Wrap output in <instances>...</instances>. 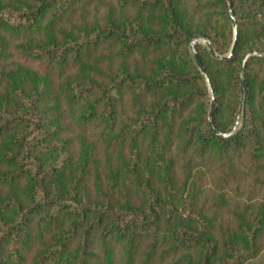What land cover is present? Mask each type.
Returning a JSON list of instances; mask_svg holds the SVG:
<instances>
[{
    "label": "trees",
    "instance_id": "1",
    "mask_svg": "<svg viewBox=\"0 0 264 264\" xmlns=\"http://www.w3.org/2000/svg\"><path fill=\"white\" fill-rule=\"evenodd\" d=\"M97 1L0 0V264H264L239 191L264 190V59L221 137L188 43L228 51L227 1ZM231 2V56L195 47L222 133L264 44V0Z\"/></svg>",
    "mask_w": 264,
    "mask_h": 264
},
{
    "label": "rangeland",
    "instance_id": "2",
    "mask_svg": "<svg viewBox=\"0 0 264 264\" xmlns=\"http://www.w3.org/2000/svg\"><path fill=\"white\" fill-rule=\"evenodd\" d=\"M86 1V0H85ZM107 4V5H116L117 2L116 0H101L100 2H94V3H88V11L90 13H93L91 11L92 7L95 5L96 6H99L100 4ZM228 5V4H227ZM95 9V8H94ZM102 12L106 11V7L104 6L103 8H100ZM93 16L90 14L89 17H87V19H89L90 21L92 20ZM231 31H232V38H231V44L229 46V49L228 51L224 54V55H227L229 50H230V47L232 45V41H233V28H232V25H231ZM198 38H203V37H198ZM196 39V38H194ZM207 39V38H206ZM193 40V39H192ZM191 40V41H192ZM209 40V39H208ZM191 41L188 43V51H189V54L194 57V53L193 51L190 49V43ZM196 46H201L202 48L205 49V46L204 44H198ZM195 46V47H196ZM194 47V50L196 52V49ZM214 48V47H213ZM206 50V49H205ZM207 52V50H206ZM208 53V52H207ZM217 53V52H216ZM209 54V53H208ZM210 55V54H209ZM220 55V54H219ZM211 56V55H210ZM213 58V57H212ZM251 58H262L264 59V44H260V47L259 49H255V50H252L248 53H246L242 59V62H241V65H240V71H239V100H238V105L236 106V119H235V122H234V125H233V128L229 131V132H226L227 134H230V133H234L236 131H238L240 128H242L243 124H244V121H245V111H244V100H245V86H244V82H245V69H246V65H247V62L251 59ZM215 59V58H213ZM217 60V59H215ZM243 66V71L241 73V68ZM198 69V67H197ZM199 71V70H198ZM249 72L251 73V75L257 77L259 80L260 79H263L264 78V63H259L253 67H251L249 69ZM200 74V72H199ZM201 75V74H200ZM207 75V74H206ZM208 77V76H207ZM203 78V77H202ZM204 80V79H203ZM205 82V81H204ZM206 86H207V89H208V94H209V97H210V101H211V98H212V95L210 93V89H209V86L207 85V83L205 82ZM258 86V85H256ZM211 87V85H210ZM212 90V89H211ZM213 94V92H212ZM214 96V95H213ZM222 133V132H221ZM241 188L239 191L243 192L244 195H242V197L244 198H251L253 200H257V201H263L262 198L264 196V190L263 189H259L257 184H254L253 181L249 180V181H246L245 183L241 184L240 185ZM243 186V187H242ZM251 187V188H249ZM247 191V193H246ZM241 195H238V194H235L234 197L236 198H239ZM262 262H264V257L262 258L261 260Z\"/></svg>",
    "mask_w": 264,
    "mask_h": 264
},
{
    "label": "water",
    "instance_id": "3",
    "mask_svg": "<svg viewBox=\"0 0 264 264\" xmlns=\"http://www.w3.org/2000/svg\"><path fill=\"white\" fill-rule=\"evenodd\" d=\"M227 1V4H228V13H229V17H230V21H231V25H232V28H233V42H232V45L230 47V50L228 52L227 55H219L218 53H216V51L214 50L211 42L206 39V38H196V39H193L190 43V49L193 51L194 53V58L196 59V62H197V67H198V70L201 74V76L203 77L204 81L207 83V85L209 86V89H210V93L212 95V98H211V106H210V111L208 113V124L210 126V129L211 131H213L215 134L221 136V137H228L230 136L232 133L230 134H227V133H221V132H218L213 124H212V114H213V108H214V96L212 94V90H211V87H210V82H209V79L206 75V72H205V69L201 63L200 60H198V56H197V53L195 52L194 50V47L198 44H204L205 46V49L207 50V52L211 55V57L217 59V60H226L228 59L233 50H234V47H235V44H236V36H237V23H236V19H235V16H234V12H233V7H232V2L231 0H226ZM243 71V66L241 68V73Z\"/></svg>",
    "mask_w": 264,
    "mask_h": 264
}]
</instances>
